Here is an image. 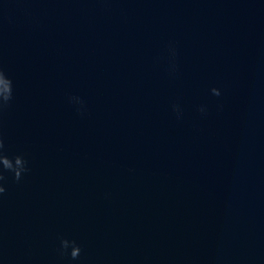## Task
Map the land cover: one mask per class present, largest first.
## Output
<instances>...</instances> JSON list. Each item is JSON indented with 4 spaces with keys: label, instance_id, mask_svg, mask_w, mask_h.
<instances>
[{
    "label": "water",
    "instance_id": "1",
    "mask_svg": "<svg viewBox=\"0 0 264 264\" xmlns=\"http://www.w3.org/2000/svg\"><path fill=\"white\" fill-rule=\"evenodd\" d=\"M0 67V264H264V0H0Z\"/></svg>",
    "mask_w": 264,
    "mask_h": 264
},
{
    "label": "clouds",
    "instance_id": "2",
    "mask_svg": "<svg viewBox=\"0 0 264 264\" xmlns=\"http://www.w3.org/2000/svg\"><path fill=\"white\" fill-rule=\"evenodd\" d=\"M170 58L172 63H170V71H175L176 65L174 63L176 51L174 47L169 48ZM211 93L215 96H220L221 93L219 89L212 88ZM13 99V82L12 80L5 74L2 67H0V127H2V117L5 110L9 107L10 102ZM73 101L82 104L78 97H72ZM173 112L177 114V118H179L180 110L178 105L172 106ZM198 111L201 113L205 112L203 106L198 108ZM27 160L23 157V155H15L11 158L6 155L5 142L3 138V133L0 131V198H2L3 194L6 191L4 187V183L7 181L8 177L6 173L11 174V178L19 182L23 175L26 174L29 169L27 167ZM58 253L61 257L67 256L71 260H77L81 254L80 246L74 241L69 239L61 238L59 241Z\"/></svg>",
    "mask_w": 264,
    "mask_h": 264
}]
</instances>
